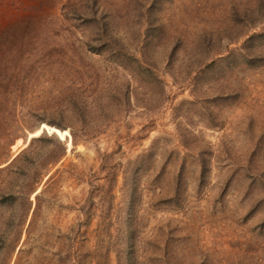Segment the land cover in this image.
I'll return each instance as SVG.
<instances>
[{"label": "rangeland", "instance_id": "obj_1", "mask_svg": "<svg viewBox=\"0 0 264 264\" xmlns=\"http://www.w3.org/2000/svg\"><path fill=\"white\" fill-rule=\"evenodd\" d=\"M8 140L66 148L13 261L264 264V0H0Z\"/></svg>", "mask_w": 264, "mask_h": 264}, {"label": "trees", "instance_id": "obj_2", "mask_svg": "<svg viewBox=\"0 0 264 264\" xmlns=\"http://www.w3.org/2000/svg\"><path fill=\"white\" fill-rule=\"evenodd\" d=\"M35 141L33 140L31 147ZM10 143L11 140L5 143V150L0 154V208L11 210L10 215L7 216L5 213L0 217V264H30L29 251L22 248L13 261L14 254L21 241L22 230L30 213V197L43 182L45 176L49 174V171L44 172L46 167L57 164L66 154V148L62 144L60 152L52 154L49 156L48 162L44 161L43 163H38L37 159L30 156L29 149L24 150L9 165L3 167V164L9 158ZM54 175L50 176L46 184L51 183ZM12 176L16 177V183L9 178ZM90 205H93V202ZM12 211H16L17 215L13 214ZM15 218L17 219L16 223L13 222ZM92 219L93 214H88L87 223L91 224ZM28 240L29 237L25 240L24 245L28 244ZM89 255H69L68 259L62 260V264H86Z\"/></svg>", "mask_w": 264, "mask_h": 264}]
</instances>
